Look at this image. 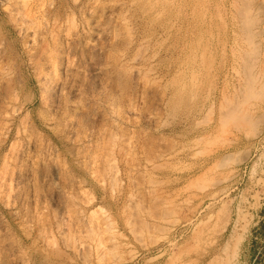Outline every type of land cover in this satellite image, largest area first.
<instances>
[{
    "label": "rangeland",
    "instance_id": "374dc122",
    "mask_svg": "<svg viewBox=\"0 0 264 264\" xmlns=\"http://www.w3.org/2000/svg\"><path fill=\"white\" fill-rule=\"evenodd\" d=\"M263 207L264 0H0V264H251Z\"/></svg>",
    "mask_w": 264,
    "mask_h": 264
},
{
    "label": "trees",
    "instance_id": "16d2710c",
    "mask_svg": "<svg viewBox=\"0 0 264 264\" xmlns=\"http://www.w3.org/2000/svg\"><path fill=\"white\" fill-rule=\"evenodd\" d=\"M246 246L249 247L251 264H264V207L261 210V219L252 228Z\"/></svg>",
    "mask_w": 264,
    "mask_h": 264
},
{
    "label": "bare ground",
    "instance_id": "6f19581e",
    "mask_svg": "<svg viewBox=\"0 0 264 264\" xmlns=\"http://www.w3.org/2000/svg\"><path fill=\"white\" fill-rule=\"evenodd\" d=\"M131 1H132V0H131ZM148 11H149V10H148ZM129 26H130V25H129ZM75 91H76V90H75ZM78 220L80 221V219H78ZM75 222H76V221H75ZM111 225H112V224L109 223V226H110V233H113V234H114L116 231L114 230V227H112L113 225H112V226H111ZM107 233H108V232H107ZM111 238H112V237H111ZM109 240H110V239H109ZM116 240H117V239H116ZM100 241H101V240H100ZM103 242H104V241H103ZM112 242H113V241H112ZM116 243H117V242H116ZM98 244H99V243H98ZM117 244H118V243H117ZM87 245H88V244H87ZM101 245H102V244H101ZM113 245H114V243H113ZM114 247H115V245H114ZM80 248H81V247H80ZM112 248H113V247H112ZM117 248H119V246H118ZM77 249H78V248H77ZM102 249H103V248H102ZM103 250H104V249H103ZM103 250H102V251H103ZM210 264H213V262H211Z\"/></svg>",
    "mask_w": 264,
    "mask_h": 264
}]
</instances>
